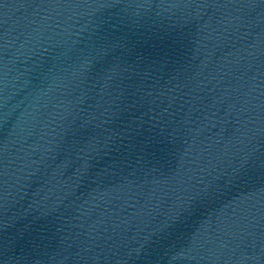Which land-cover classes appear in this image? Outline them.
<instances>
[{
    "label": "water",
    "instance_id": "obj_1",
    "mask_svg": "<svg viewBox=\"0 0 264 264\" xmlns=\"http://www.w3.org/2000/svg\"><path fill=\"white\" fill-rule=\"evenodd\" d=\"M0 264H264V0H0Z\"/></svg>",
    "mask_w": 264,
    "mask_h": 264
}]
</instances>
